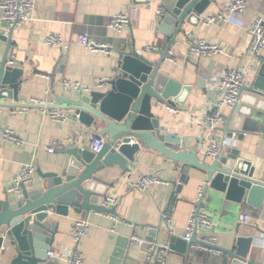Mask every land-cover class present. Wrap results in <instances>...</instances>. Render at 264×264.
I'll list each match as a JSON object with an SVG mask.
<instances>
[{"label":"crops","instance_id":"1","mask_svg":"<svg viewBox=\"0 0 264 264\" xmlns=\"http://www.w3.org/2000/svg\"><path fill=\"white\" fill-rule=\"evenodd\" d=\"M164 0H35L32 20L13 29L11 45L2 39L6 24L2 21L0 8V61L8 55L13 60L11 64L25 71V83L19 94V103L29 105L27 110L12 113L10 105H4L0 114V197L12 193L10 187L14 177L24 164L36 163V170L52 161H63L65 156L60 152L59 140L71 137L72 130L81 132V141L90 145V137L97 127L86 128L74 116V111L61 107L66 104L64 97H74L76 90L64 89L60 84L63 78L91 86L92 91H102L108 88L107 81L98 86L96 79H111L116 74L114 59L118 51L135 43L137 49L146 46H157L151 53L153 60L160 58L159 52L164 50L169 40L157 32L153 22L157 19V10L163 7ZM227 0H212L203 16L227 14L228 21L207 26L204 22L199 26L185 23L186 33L180 34L172 46L169 57L164 63L167 74L190 86L185 97V104H178L173 111L163 106L160 118L162 131L179 136L187 148L195 149L197 157L204 160L207 139L214 133H224L227 146L222 155L228 157L255 158L261 161L258 171L264 181V134L248 130L225 133V126L212 130L201 127L199 120L208 112L209 105L216 99V84L228 66L245 70L248 83L259 75L264 53L261 57L250 54L247 43V30L258 16L264 17L262 3L249 4L243 13L226 12ZM127 12L131 21L123 32H115L109 28L113 15ZM51 33L61 34L66 40L75 41L80 34L87 33L98 42L110 44L113 54L91 52L85 47L73 42L70 50L64 53L57 47L45 44L44 40ZM204 38L209 42L218 43L224 53L216 56H188V48L192 42ZM206 70V76L199 79V69ZM202 83H201V82ZM52 90L47 94V90ZM31 98H47L53 105L67 111L70 118L65 122L54 121L45 116L40 106L29 104ZM12 104L14 100H1ZM22 105H13L21 106ZM31 105V106H30ZM232 108L224 107L223 114L227 117ZM11 128L15 134L24 140L23 145L12 144L4 140V130ZM53 146L55 151L49 153L46 146ZM138 162L131 165L130 172L124 173L118 166L101 172L103 178L114 183L108 188L107 195L118 196L119 203L115 206L116 218L110 214L91 212L87 218L90 230L83 238L80 248L85 264H146L149 249L131 243L129 236L137 235L144 240L149 239L150 226L163 227L157 239L152 244L166 245L169 232L162 218L163 212L171 214L176 226V234L182 235L190 214L195 209L199 188L204 184L200 178L193 175L197 172L192 168L190 173H184L182 167L165 158L158 152L143 150L137 153ZM139 174H154L162 179L146 192L131 189L130 179ZM185 176L186 178L182 180ZM38 174L35 172L34 181ZM173 181L178 182L173 191ZM173 192L175 193L172 197ZM172 198V200H171ZM171 200V201H170ZM207 205V203H205ZM230 202L223 201L212 209H203V213L213 222L208 232L218 236V245L228 247L234 240L236 226L240 215L249 214L254 221L241 226L243 234L255 233L260 245L252 253L253 258L264 264V231H254L260 211L246 203L235 205V211L227 208ZM208 206V205H207ZM169 207V210H167ZM208 212V213H207ZM59 224V231L49 251L54 252L50 264H68L67 250L74 244L70 235L72 225L79 214L71 212L67 217L53 215ZM234 232V234H233ZM193 260L201 262L199 256L219 257L207 249L194 247ZM15 254L9 249L0 250V264H12ZM166 264H184L181 253L171 251Z\"/></svg>","mask_w":264,"mask_h":264},{"label":"water","instance_id":"2","mask_svg":"<svg viewBox=\"0 0 264 264\" xmlns=\"http://www.w3.org/2000/svg\"><path fill=\"white\" fill-rule=\"evenodd\" d=\"M248 2L264 6V0ZM211 3L212 0H164L163 13L153 22L157 32L169 40L159 52V59L153 60L150 55L156 50L137 49L132 43L118 51L114 59L116 74L107 81V89L76 91L74 97H64L66 104L61 107L74 111L76 119L86 128L97 127L105 143L95 153L81 141V132L72 130L70 138L58 143L66 159L46 163L47 171L38 167L37 180L21 183L12 193L0 197V249H9L15 254L12 264L51 263L47 253L59 231L53 215L67 217L73 212L85 219L93 211L115 215V207L106 208L101 204L108 188L114 187L101 172L114 166L124 173L130 172L131 165L138 162L137 153L147 149L179 164L185 175L192 168L197 170L193 176L204 182L201 196L195 202L197 212L217 207L223 201L232 203L227 208L234 212L235 205L246 203L260 211L253 230L264 231V181L258 171L261 161L223 155L211 159L208 153L200 160L195 149L184 146L179 136L164 133L160 126L162 107L185 104V97L191 91L190 86L167 74L164 63L178 36L186 33L184 24L201 25ZM1 37L10 47L11 35ZM246 37L249 43L250 35ZM12 61L8 55L0 61L2 107L22 105L15 103H19L25 71L11 64ZM199 75L203 81L206 70L200 68ZM239 97L240 102L226 117L225 133L248 130L264 134V60L257 78L241 88ZM5 99L14 102L1 101ZM172 184L175 192L178 182ZM167 210L170 211L169 207ZM241 226L237 224L234 240L228 247L205 243L196 232L189 240L168 233L166 245L183 255L184 264H263L252 255L260 245L256 232L245 235L240 231ZM163 230L161 224L150 226L149 239L142 246L149 249ZM197 244L218 250L219 257L199 256L201 262H195L193 254Z\"/></svg>","mask_w":264,"mask_h":264},{"label":"built area","instance_id":"3","mask_svg":"<svg viewBox=\"0 0 264 264\" xmlns=\"http://www.w3.org/2000/svg\"><path fill=\"white\" fill-rule=\"evenodd\" d=\"M249 6L248 0H227L226 12L228 13H243ZM0 8L2 10V21L6 24V28L3 32V36L9 37L13 29L29 20H32V14L35 8V0H0ZM163 13V9L157 10V17H160ZM227 14L220 13L216 15H209L205 17L204 23L209 26L212 24L228 21ZM131 21V16L127 12H119L113 15L109 28L115 32H123L127 25ZM247 34L250 35L248 43V50L251 55L261 57L264 53V17L258 16L252 22L251 27L247 30ZM45 44L51 47H57L64 53H67L73 42L85 47L91 52H103L105 54H113V47L110 44L98 42L92 39L87 33L80 34L75 41L66 40L61 34L51 33L46 36L44 40ZM157 49V46L149 45L144 48L145 51L153 52ZM224 53V49L214 42H209L204 38H200L195 42H192L188 48V56H216ZM170 58V57H169ZM108 81L105 78H97L96 82L98 86H102ZM64 89H72L84 93L92 91L91 86L81 83L79 81H73L67 78H63L60 82ZM248 80L244 69L234 66H228L225 68L221 78L216 84V99L209 105L208 112L198 121L201 127L208 126L212 130H217L219 127H224L227 124V118L223 114V108H233L240 102V92L244 85H247ZM52 90L48 89L47 94H50ZM29 104L40 106L42 113L48 116L54 121L65 122L70 118V114L53 105L47 98H31L28 101ZM27 106L24 107H11L12 113H20L27 110ZM173 111H176L175 107H169ZM3 112V108L0 107V114ZM77 118L76 116H74ZM236 132H232V138H235ZM4 140L17 145H23L24 140L19 138L11 128L4 130ZM105 143V138L99 135L98 130L92 132L90 137V149L97 153L99 152ZM227 146V139L224 133H214L207 139L206 151L211 159H217L222 156L224 148ZM46 150L49 153H53L55 148L53 146H46ZM36 172V163L24 164L20 167L19 171L14 177L13 183L9 188L10 191L16 190L21 183H31L34 180ZM164 181L154 174H139L135 179L128 181V186L131 189H137L146 192L152 188L153 185L163 183ZM203 185L199 188L198 198L201 196ZM119 203L118 196H109L102 198L101 204L106 208L115 207ZM112 218H116L115 215H110ZM162 218L166 225V229L170 234H176V226L174 225V218L171 214L163 212ZM250 216L247 213L240 215L239 223L244 225L248 222ZM117 219V218H116ZM91 223L88 219L77 218L71 228V238L74 244V248L67 250L68 264H85L84 255L80 248V244L84 237L87 236L90 230ZM213 227V222L202 212H197L195 207L194 211L190 214L188 223L184 228L183 234L180 235L183 239L189 240L194 232L199 236V239L210 245H216L218 243V236L215 233L208 232V229ZM264 240V233L261 234ZM131 243L143 245L146 240L140 238L137 235L129 236ZM194 247L199 249H207L212 253H219L218 250L213 248H207L201 244H197ZM1 250V249H0ZM170 253V249L167 245L152 244L147 256L146 264H166L167 257ZM53 251H48V258L54 257Z\"/></svg>","mask_w":264,"mask_h":264}]
</instances>
